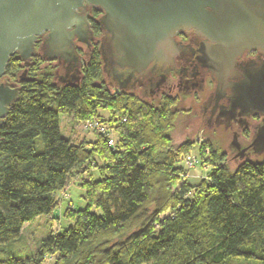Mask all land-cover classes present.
Instances as JSON below:
<instances>
[{
  "label": "trees",
  "instance_id": "trees-1",
  "mask_svg": "<svg viewBox=\"0 0 264 264\" xmlns=\"http://www.w3.org/2000/svg\"><path fill=\"white\" fill-rule=\"evenodd\" d=\"M86 64L73 84L59 83L40 56L8 64L4 78L21 90L0 127V264H264V157L232 169L214 147L207 178L174 190L192 144L173 145L179 99L115 91L97 48ZM71 112L114 127L115 148L99 133L94 142L63 136L60 116ZM76 172L89 174L87 207L69 209L71 224L36 256L9 250L27 223L52 215Z\"/></svg>",
  "mask_w": 264,
  "mask_h": 264
},
{
  "label": "water",
  "instance_id": "water-1",
  "mask_svg": "<svg viewBox=\"0 0 264 264\" xmlns=\"http://www.w3.org/2000/svg\"><path fill=\"white\" fill-rule=\"evenodd\" d=\"M88 8L101 12L97 21L104 79L113 77L120 90L137 75L162 72L164 78L180 51L176 38L182 31L195 30L209 41L203 66L217 77L220 99L242 54L256 49L264 53V0H0V127L21 90L4 78L12 57L27 66L37 56L64 59L67 70L55 79L61 84L81 81L83 71L72 62L77 42H84L85 35L94 39ZM232 86L227 109L262 116L250 146L240 154L244 161L264 154V61L246 68Z\"/></svg>",
  "mask_w": 264,
  "mask_h": 264
},
{
  "label": "flooded vegetation",
  "instance_id": "flooded-vegetation-1",
  "mask_svg": "<svg viewBox=\"0 0 264 264\" xmlns=\"http://www.w3.org/2000/svg\"><path fill=\"white\" fill-rule=\"evenodd\" d=\"M86 13L94 33V39L85 35L84 42H77V55L72 62L75 66L81 67L82 71L85 69L94 49H99L102 37L100 26H97V20L101 16V12L95 8H88ZM176 39L180 45V51L175 57L171 71L164 78L162 72L156 73L154 77L152 73H149L146 78L137 75L132 84L124 90H120L118 81L114 80L111 75H109L111 78L108 77L109 79L106 78L105 81L115 91L132 93L142 100H158L166 94L177 97L179 103L189 106V114L193 118L199 119L201 123L207 126L209 134L212 135L216 131H221L232 135L229 148L236 152L235 158L238 160L241 152L250 146L253 129L262 121V116L240 115V109L230 111L227 109V103L231 100L232 85L242 79L245 69L262 65L264 61L263 51L259 49L246 50L242 54L237 60L234 74L229 77L228 86L223 91L225 96L220 99L222 89L218 87L217 77L203 66L202 58L209 41L200 36L195 30L182 31ZM40 44L41 42L38 46ZM45 62L57 67L55 73L58 76H61L60 70L66 71L68 67V63L64 59L60 61L45 60ZM151 77H153L154 82L149 87L150 82L148 79ZM159 80L160 83L158 84ZM246 159H249V157Z\"/></svg>",
  "mask_w": 264,
  "mask_h": 264
},
{
  "label": "rangeland",
  "instance_id": "rangeland-1",
  "mask_svg": "<svg viewBox=\"0 0 264 264\" xmlns=\"http://www.w3.org/2000/svg\"><path fill=\"white\" fill-rule=\"evenodd\" d=\"M156 101L157 100L154 99V102ZM178 108L180 113L176 120L175 129L172 132L173 145L175 147H179L187 140L192 141V144L188 147L189 153L187 155H196L200 159L201 163L199 166H197V168L189 170L188 172L186 169H182L181 172L189 175V178L185 179L180 176L178 184L174 187V190H178L180 183L183 180H187L190 183H198L207 178L212 169L210 162L214 147L219 148L220 150L227 153V162L232 169H235L239 163H241L242 160L240 158L238 160L235 158L236 152H233L229 148V143L232 141V135L230 133L216 131L211 135L209 134L208 128L205 124L201 123L199 119L196 120L192 115L189 114L190 108L188 105L184 106L183 103H179ZM91 120L99 119H77L73 112L67 115H61V132L63 136L70 138L74 143H80L84 141L94 142L98 139V132H93L85 127V122ZM99 121L102 122L101 120ZM104 124L113 129L116 141V129L106 123ZM206 149L209 151H206ZM250 156L251 157H249V159H261L264 157V154L261 156L252 154ZM94 165L95 164H92L90 170H92L91 172L97 176V170L96 167H93ZM180 165L185 167L184 160L180 163ZM88 176V173L84 175L77 172L73 173L66 188L63 191L57 193V206L52 215L39 216L32 222L27 223L24 226L20 237L11 245H9L8 249L22 257H34L36 256L43 239H45L52 232L57 233L67 228V226L71 224V220L65 216L66 212L69 209H84L88 205L84 196L85 189L83 187V182L81 181L83 177L88 178ZM93 211L99 214L102 213L101 210L95 208ZM164 216L166 215H163L162 217ZM52 263L53 258L49 257L45 259V264ZM232 264L250 263L244 261H233Z\"/></svg>",
  "mask_w": 264,
  "mask_h": 264
},
{
  "label": "built area",
  "instance_id": "built-area-1",
  "mask_svg": "<svg viewBox=\"0 0 264 264\" xmlns=\"http://www.w3.org/2000/svg\"><path fill=\"white\" fill-rule=\"evenodd\" d=\"M85 127L87 129L93 131V132L96 131V132L106 136V138L108 139L109 146L115 148L116 141H115V137H114V131L112 128L108 127L107 125L100 122L99 120L87 121V122H85ZM206 151H209V150L206 149ZM184 163H185V169L188 172L189 170L197 168V166H199L201 162H200V159L196 155L189 154L184 159ZM181 176L185 179L189 178V175H187L185 173L182 174Z\"/></svg>",
  "mask_w": 264,
  "mask_h": 264
}]
</instances>
